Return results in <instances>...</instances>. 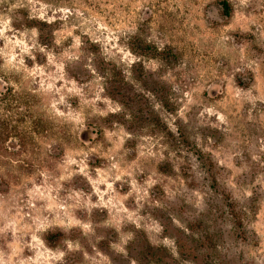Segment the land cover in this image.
Here are the masks:
<instances>
[{"label": "rangeland", "instance_id": "rangeland-1", "mask_svg": "<svg viewBox=\"0 0 264 264\" xmlns=\"http://www.w3.org/2000/svg\"><path fill=\"white\" fill-rule=\"evenodd\" d=\"M220 1L0 0V264H264V0Z\"/></svg>", "mask_w": 264, "mask_h": 264}, {"label": "trees", "instance_id": "trees-1", "mask_svg": "<svg viewBox=\"0 0 264 264\" xmlns=\"http://www.w3.org/2000/svg\"><path fill=\"white\" fill-rule=\"evenodd\" d=\"M219 5L225 17L229 18L232 16L233 7L230 1L222 0L219 2ZM105 84L107 85L106 90H109L113 98L116 97L128 98V96L130 95V92L128 91L127 88L128 87L127 82L124 80V78H119L114 71L105 76ZM58 235L61 236V233ZM145 249L146 252L149 253L148 256L150 259L157 257V252L159 250L155 249L153 245L149 244L148 246H145Z\"/></svg>", "mask_w": 264, "mask_h": 264}]
</instances>
